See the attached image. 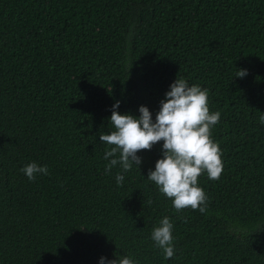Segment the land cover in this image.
Masks as SVG:
<instances>
[{
	"label": "trees",
	"instance_id": "1",
	"mask_svg": "<svg viewBox=\"0 0 264 264\" xmlns=\"http://www.w3.org/2000/svg\"><path fill=\"white\" fill-rule=\"evenodd\" d=\"M177 76L221 112L222 175L199 177L205 214L176 212L147 180L162 141L123 186L119 165L105 174L113 104L154 121ZM261 114L264 0H0V264H264ZM33 161L49 174L30 182L20 169ZM164 216L170 259L151 239Z\"/></svg>",
	"mask_w": 264,
	"mask_h": 264
},
{
	"label": "clouds",
	"instance_id": "2",
	"mask_svg": "<svg viewBox=\"0 0 264 264\" xmlns=\"http://www.w3.org/2000/svg\"><path fill=\"white\" fill-rule=\"evenodd\" d=\"M132 33L129 32V39ZM132 67V66H131ZM246 69H238L236 76L244 78ZM209 89L199 84H189L182 77L170 85L165 98L160 101L159 111L153 121L149 108L141 105L140 115L120 114V101L111 108L109 123L112 130L100 134V142L108 147L104 152L105 174L111 175L119 165L115 176L118 187L123 186L124 173L133 166L139 169L141 150L150 151L154 145L162 143V158L155 163V170H149L147 180L153 182L158 191L170 199L176 212L186 209L198 210L205 214L208 210L209 196L199 184V177L207 174L212 181L220 179L224 164L223 150L213 139L212 130L221 120L220 111L210 110ZM264 125V114L259 117ZM30 182L38 175H48V165L40 166L33 161L20 169ZM174 224L164 216L151 232L154 247L160 249L165 259L175 253ZM99 264H135L129 255L115 259L101 257Z\"/></svg>",
	"mask_w": 264,
	"mask_h": 264
}]
</instances>
